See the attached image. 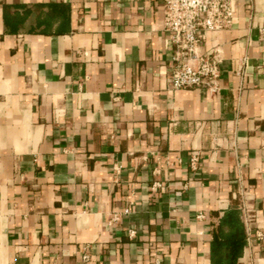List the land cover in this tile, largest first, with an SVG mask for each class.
Listing matches in <instances>:
<instances>
[{
    "label": "crops",
    "instance_id": "1",
    "mask_svg": "<svg viewBox=\"0 0 264 264\" xmlns=\"http://www.w3.org/2000/svg\"><path fill=\"white\" fill-rule=\"evenodd\" d=\"M234 13L212 96L170 88L164 0H0V264H210L240 194L264 264V0Z\"/></svg>",
    "mask_w": 264,
    "mask_h": 264
},
{
    "label": "built area",
    "instance_id": "2",
    "mask_svg": "<svg viewBox=\"0 0 264 264\" xmlns=\"http://www.w3.org/2000/svg\"><path fill=\"white\" fill-rule=\"evenodd\" d=\"M235 0H164V30L170 33L175 47V62L173 70L168 77L171 89H202L212 96L221 90L219 55L213 53L203 55L200 46L206 34L227 31L233 25L235 13ZM246 59H243L237 71L238 77L244 79ZM190 170L195 173L199 169L200 155L194 152L191 155ZM161 187L159 182L154 183L152 189L156 191ZM239 209L247 228L248 238L253 231V211L249 208L243 194L239 196ZM130 214V208L122 213L111 212L109 224L120 223L124 216ZM200 214L199 219H205ZM130 237L137 234L135 230H129ZM257 236L262 238L261 231ZM89 255L85 260H89Z\"/></svg>",
    "mask_w": 264,
    "mask_h": 264
},
{
    "label": "trees",
    "instance_id": "3",
    "mask_svg": "<svg viewBox=\"0 0 264 264\" xmlns=\"http://www.w3.org/2000/svg\"><path fill=\"white\" fill-rule=\"evenodd\" d=\"M212 229L210 264H238L248 240L238 200L219 217Z\"/></svg>",
    "mask_w": 264,
    "mask_h": 264
}]
</instances>
